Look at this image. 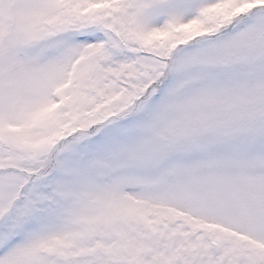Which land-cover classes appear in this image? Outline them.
I'll list each match as a JSON object with an SVG mask.
<instances>
[{
	"label": "snow or ice",
	"instance_id": "1",
	"mask_svg": "<svg viewBox=\"0 0 264 264\" xmlns=\"http://www.w3.org/2000/svg\"><path fill=\"white\" fill-rule=\"evenodd\" d=\"M0 264H264V0H0Z\"/></svg>",
	"mask_w": 264,
	"mask_h": 264
}]
</instances>
